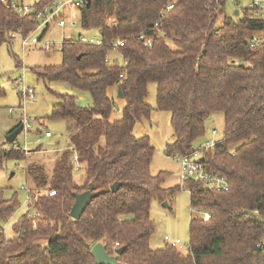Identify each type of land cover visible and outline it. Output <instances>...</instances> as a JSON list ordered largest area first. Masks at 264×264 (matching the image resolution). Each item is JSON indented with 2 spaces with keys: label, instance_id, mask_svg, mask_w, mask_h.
Listing matches in <instances>:
<instances>
[{
  "label": "trees",
  "instance_id": "16d2710c",
  "mask_svg": "<svg viewBox=\"0 0 264 264\" xmlns=\"http://www.w3.org/2000/svg\"><path fill=\"white\" fill-rule=\"evenodd\" d=\"M27 1H33L34 12L51 2ZM84 1L77 25L97 30L99 44L73 34L61 43V63L42 67L36 76L87 93L91 106H79L74 95L54 93L59 102L48 118L69 119L75 130L50 167L28 160L30 187L55 193H31L29 207L39 214H20L12 237L5 236L4 224L17 196L5 197L0 190V264H96L91 253L96 243L121 264H264V20L255 14L260 8L231 16L228 0ZM33 16H21L0 1V46L10 44L14 31L29 34ZM140 35L151 45H144ZM114 41H123L118 51L125 65L117 58L105 60L115 56ZM149 82L156 83L155 108L170 113L172 140L164 147L169 157L193 152L212 115H223L222 137L201 148L199 159L227 179V190L194 180L163 187L167 172L150 173L154 146L147 135L134 134L135 123L152 110L145 101ZM111 87L114 97L108 94ZM118 87L125 104L112 118ZM4 143L0 166L5 159L26 158L16 139ZM12 144L16 148L5 147ZM90 185V202L75 220L69 215L75 194ZM182 188L196 212L189 219L186 252L172 243L152 249L151 201L171 200ZM206 211L210 217L203 220ZM117 248H123L120 255Z\"/></svg>",
  "mask_w": 264,
  "mask_h": 264
},
{
  "label": "rangeland",
  "instance_id": "374dc122",
  "mask_svg": "<svg viewBox=\"0 0 264 264\" xmlns=\"http://www.w3.org/2000/svg\"><path fill=\"white\" fill-rule=\"evenodd\" d=\"M249 2L250 0H228L225 6L226 14L232 16L236 15L235 11L240 13L248 7ZM260 13L264 14V9L260 10ZM74 16L77 17L78 13L74 12ZM221 21L222 18H219L218 23ZM73 34H80L86 38H98L99 36L98 31L95 29L83 30L79 25L60 27L55 21H52L42 38L44 41L54 43L49 53L43 52L38 46H22L18 38L12 40L10 44L3 43L0 46V85L4 88V93L0 94V147H4L7 133L13 127L18 126L20 122L22 123L23 117H27V122L30 124L29 131H22L16 138L17 142L28 147V153L23 150L26 158L5 159L0 166V190H2L5 197H10L15 193L18 201L14 212L4 224L6 237L15 235L12 224L20 214L26 211L28 201L26 187H30L25 174V166L28 160L38 159L40 163H47L50 167L55 151L69 145L68 136L75 130L74 122L69 119L48 118L51 107L59 102L54 93L74 95L77 97L76 103L79 106H91V100L87 93L73 88L66 82H44L36 76V71L42 67L61 63V43ZM15 58L20 61L19 66H16ZM23 85L34 91L33 98L23 101L19 96V91ZM147 88L145 101L152 106V110L149 118H143L135 123L134 134L149 137L150 144L154 146L149 171L152 175L157 174L159 171H166L167 174L162 185L163 187H170L179 182L181 183L179 179V160L167 156L164 151L166 143L170 141L173 134L170 113L155 108L156 83L149 82ZM114 92H116L114 87L108 89L110 96L113 95L114 97ZM124 104L125 100L123 98L115 97L114 105L117 112L115 111L112 118L119 116L120 109ZM21 106H23V110ZM9 108L13 109L12 113H9ZM210 120L206 125L204 135L194 142V148H198L206 141H215L222 137L223 115L215 113ZM213 129L215 130L213 131ZM47 130L51 132L52 136H45ZM37 147H40L41 150L33 151ZM33 190V192H36L35 189ZM195 214L196 212L189 208L188 191L183 188L177 191L171 200L169 199L166 202L160 203L153 199L150 205V217L154 222V231L150 237L151 248L162 247L164 243H167L163 240V237L168 236L170 240L178 238L181 241L178 248L186 252V245L189 240V219Z\"/></svg>",
  "mask_w": 264,
  "mask_h": 264
},
{
  "label": "built area",
  "instance_id": "2783aa9c",
  "mask_svg": "<svg viewBox=\"0 0 264 264\" xmlns=\"http://www.w3.org/2000/svg\"><path fill=\"white\" fill-rule=\"evenodd\" d=\"M2 3L10 2L8 5L12 6L15 11L20 14L21 16H27V14L33 13L34 16V28L33 30L27 35H21L20 31H14L11 33V40H15L18 38L22 46L27 45H34L38 46L45 53H49L52 46L54 45L53 42L44 41L42 40L43 36L42 32L44 29L49 28V25L52 21H55L56 24L60 27H74L77 25V17L74 16V12H77L83 3L84 0H51L50 3L43 6L41 9L37 10L36 12L33 11L32 2L27 0H0ZM173 4H168L166 10L172 8ZM257 6L260 10L264 9V2L263 0H250L248 7L252 8ZM65 13V14H64ZM256 15H259L264 20V14L260 12H256ZM163 15V13L161 14ZM157 26V23H155ZM75 36V35H73ZM140 39H143V44L146 46L151 45V39L149 37H145L144 35L139 36ZM80 41L85 43H94L99 44V40L95 38H86L84 36H80ZM123 46V41H114L112 43V50L115 53V56L106 55L105 60L109 62L113 58H117L123 61V54L121 51H118V48ZM126 61H123V65H125ZM122 77V74H120ZM18 85V83H16ZM19 96L24 100L30 99L34 97V91L29 88L22 86L21 90L19 91ZM22 110L24 109L21 106ZM13 109L9 108V112H12ZM113 111H117V108L114 106ZM24 114V112H22ZM23 129L22 131H28L30 124L27 122V117H23L22 119ZM215 130V129H214ZM213 130V131H214ZM46 136H50V132H45ZM215 141H206L204 144L200 145L196 148L193 152L188 155H180V154H173L171 157L176 158L179 160V178L181 183H185L187 180H194L197 182H201L204 187L214 189V190H227L228 189V181L227 179L219 173L208 171L204 168L202 162L200 161V150L201 148H211L213 147ZM7 148H16V144H12L10 146L7 145ZM18 148V146H17ZM21 148L28 153V147L25 145H21ZM74 170H79V163L77 155L74 154ZM28 192L27 198V207L26 213L29 216L34 217L37 216L39 213L35 209H31L29 207L33 192V188L26 187ZM39 192H44L48 195H54V190H36ZM201 217L203 220H207L210 217L209 212H202ZM164 239L167 243H172L173 245L181 244V241L177 238L175 240H170L168 236H165ZM114 247L118 246V243L115 242ZM187 247V246H186Z\"/></svg>",
  "mask_w": 264,
  "mask_h": 264
},
{
  "label": "water",
  "instance_id": "95a60500",
  "mask_svg": "<svg viewBox=\"0 0 264 264\" xmlns=\"http://www.w3.org/2000/svg\"><path fill=\"white\" fill-rule=\"evenodd\" d=\"M10 2H8L9 4ZM235 14H238V11H235ZM117 96L118 97H122V94L120 92V88H117ZM211 120H209L206 125L210 122ZM23 129V125L22 123L19 124L18 126H16L11 132H9V134L6 135L5 140L7 142H13L17 136L22 132ZM117 184H114L112 186V188H116ZM91 185L89 186V189L86 190L85 192L81 193V194H75V201L71 207L70 210V217H72L73 219H78L81 214L83 213V211L85 210V208L87 207V205L90 202V199L92 197V193L90 191ZM165 205V203H164ZM123 248H117L114 250L116 255H120L122 253ZM91 253L95 259L96 264H121L117 261L116 256H111L108 254L107 250H106V246L101 244V243H96L92 246L91 248Z\"/></svg>",
  "mask_w": 264,
  "mask_h": 264
},
{
  "label": "crops",
  "instance_id": "0c3cea01",
  "mask_svg": "<svg viewBox=\"0 0 264 264\" xmlns=\"http://www.w3.org/2000/svg\"><path fill=\"white\" fill-rule=\"evenodd\" d=\"M115 93V92H114ZM120 98V97H119ZM48 131V130H47ZM46 132V131H45ZM48 132H50V131H48ZM46 136V135H45ZM50 136H52V134H51V132H50ZM50 136H46V137H50ZM68 138H69V136H68ZM172 139H170V141H171ZM169 141V142H170ZM68 143H69V139H68ZM34 150V149H33ZM41 150V149H40ZM57 154V151H55V153H54V155H53V160H54V157H55V155ZM53 162V161H52ZM180 179V178H179ZM177 184H180V182L179 183H177ZM177 184H175V185H177ZM174 186V185H173ZM171 187V186H170ZM165 237V236H164ZM164 237H163V240H165L164 239ZM166 241V240H165ZM173 241V240H172ZM164 243V242H163ZM165 244V243H164Z\"/></svg>",
  "mask_w": 264,
  "mask_h": 264
}]
</instances>
